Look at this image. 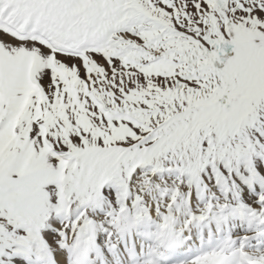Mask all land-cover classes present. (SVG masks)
<instances>
[{
  "label": "snow or ice",
  "instance_id": "snow-or-ice-1",
  "mask_svg": "<svg viewBox=\"0 0 264 264\" xmlns=\"http://www.w3.org/2000/svg\"><path fill=\"white\" fill-rule=\"evenodd\" d=\"M0 264H264V0H0Z\"/></svg>",
  "mask_w": 264,
  "mask_h": 264
}]
</instances>
